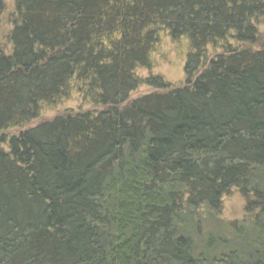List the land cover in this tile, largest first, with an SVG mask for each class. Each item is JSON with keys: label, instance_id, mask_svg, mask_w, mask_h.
<instances>
[{"label": "trees", "instance_id": "trees-1", "mask_svg": "<svg viewBox=\"0 0 264 264\" xmlns=\"http://www.w3.org/2000/svg\"><path fill=\"white\" fill-rule=\"evenodd\" d=\"M14 9L0 42V264H264V0ZM161 35L187 43L179 85L138 73ZM141 85L153 91L132 98ZM232 189L244 213L225 220Z\"/></svg>", "mask_w": 264, "mask_h": 264}, {"label": "rangeland", "instance_id": "rangeland-1", "mask_svg": "<svg viewBox=\"0 0 264 264\" xmlns=\"http://www.w3.org/2000/svg\"><path fill=\"white\" fill-rule=\"evenodd\" d=\"M2 1L3 9L0 10V42L7 46L5 36L12 27V19L15 15V0ZM186 50L187 43L185 40L172 41L167 35H161L157 50L151 56L152 67L149 70L140 68L138 69V73L142 77L148 76L151 73L158 74L168 82L173 83V85H179L183 81V61ZM149 91H153V89L141 85L132 93L131 97L133 98ZM78 99L79 96L73 94L67 100L61 101L57 105L46 107L41 113L40 120L49 119L64 108L76 106ZM221 205L220 214L223 219L238 220L243 216L244 198L236 189H232L229 193L222 196ZM213 223H211L212 227H214Z\"/></svg>", "mask_w": 264, "mask_h": 264}]
</instances>
